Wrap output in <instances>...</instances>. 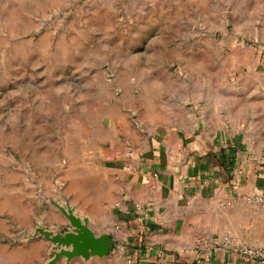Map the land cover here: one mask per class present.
I'll use <instances>...</instances> for the list:
<instances>
[{"label": "rangeland", "instance_id": "1", "mask_svg": "<svg viewBox=\"0 0 264 264\" xmlns=\"http://www.w3.org/2000/svg\"><path fill=\"white\" fill-rule=\"evenodd\" d=\"M263 58L264 0H0V264H69L64 210L114 234L122 148Z\"/></svg>", "mask_w": 264, "mask_h": 264}, {"label": "crops", "instance_id": "2", "mask_svg": "<svg viewBox=\"0 0 264 264\" xmlns=\"http://www.w3.org/2000/svg\"><path fill=\"white\" fill-rule=\"evenodd\" d=\"M261 64L250 67L258 77L234 85L227 104L213 100L122 148L129 169L112 164L111 235L123 258L69 264H125L127 254L135 264H258L232 245L264 242V201L246 198L264 199V58Z\"/></svg>", "mask_w": 264, "mask_h": 264}, {"label": "water", "instance_id": "3", "mask_svg": "<svg viewBox=\"0 0 264 264\" xmlns=\"http://www.w3.org/2000/svg\"><path fill=\"white\" fill-rule=\"evenodd\" d=\"M71 224L74 227L73 231L65 234L51 235L44 231L46 237L53 243L72 248L71 250L62 249L57 254V259L61 256H66L68 260L76 257L89 258L90 256L104 257L110 253L112 236L109 232L96 234L88 225L87 221H83L76 216L71 209L65 211Z\"/></svg>", "mask_w": 264, "mask_h": 264}, {"label": "built area", "instance_id": "4", "mask_svg": "<svg viewBox=\"0 0 264 264\" xmlns=\"http://www.w3.org/2000/svg\"><path fill=\"white\" fill-rule=\"evenodd\" d=\"M126 169H129V167H125ZM248 200L255 198L259 202H263V197L257 196H248L246 197ZM233 203L237 202V200H233ZM136 209L140 210L141 206L138 204L136 205ZM232 248L240 253L243 257L256 261L258 264H264V242L262 246L259 247H250V246H239V245H232ZM126 264H135L134 259L131 254L127 256Z\"/></svg>", "mask_w": 264, "mask_h": 264}]
</instances>
